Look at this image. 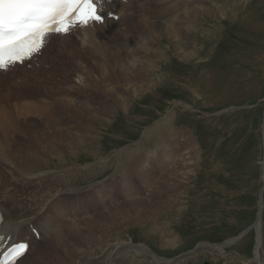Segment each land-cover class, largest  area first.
I'll use <instances>...</instances> for the list:
<instances>
[{"label":"rangeland","instance_id":"374dc122","mask_svg":"<svg viewBox=\"0 0 264 264\" xmlns=\"http://www.w3.org/2000/svg\"><path fill=\"white\" fill-rule=\"evenodd\" d=\"M128 1L124 17L91 37H50L43 67L37 57L0 81L22 167L45 172L30 182L19 171L5 205L34 213L38 203L44 214L31 224L65 236L78 224L79 252L60 251L63 264H134L107 256L125 240L170 260L201 244L176 264H258L248 229L264 187V0ZM169 29L183 32L158 34ZM146 33L158 37L150 44ZM261 230L264 261V205ZM234 237L226 255L211 248ZM36 241L26 260L54 251Z\"/></svg>","mask_w":264,"mask_h":264},{"label":"bare ground","instance_id":"6f19581e","mask_svg":"<svg viewBox=\"0 0 264 264\" xmlns=\"http://www.w3.org/2000/svg\"><path fill=\"white\" fill-rule=\"evenodd\" d=\"M107 7L109 9H106ZM100 8H101L102 15H104V17H105V21L104 22H112V23H114V21L109 18L110 17L109 13H113V11L118 10V12H116L118 14L119 12H123V9H125L126 7H125V5L123 3H121V0H105L100 5ZM126 11H127V9H126ZM97 28H99V27H97ZM83 30L86 33L85 38L86 37H91L92 34L90 32V30H91L90 27H86ZM159 31H158V34L160 36L163 37L167 33L168 35H166V36H168V38H169V36H172V37L175 36V35L179 36L181 34V32H183V30H182V31H174V33H173L172 29H169L168 31L162 30V32H160V33H159ZM187 31H189V30H187ZM144 33H145V31H144ZM59 36H62V35H59ZM51 37H52L51 38V43L54 44L55 40L53 38H56L57 36H55V35L52 36L51 35ZM157 37H158V35L154 36L151 33H146L144 35L143 39H146V38H147V40L149 39L150 40V44H151V41L152 40H156ZM155 50L154 49H151V50L150 49H146V51H148V52H146V53H148V57H147L148 60L147 61L152 60L150 55H151L152 52H155ZM35 61H36L35 62L36 65L35 66H42L43 67L45 65V62L41 61L39 57ZM151 66H153V65H151ZM14 68L15 67H11L8 71H0V81L4 80L6 77H9V75L11 73H13L12 71L15 70ZM11 76H12V74H11ZM18 94L19 93H17V95ZM6 108L9 109L11 107L9 105L0 106V210L2 211L3 217H4V223H3L2 227H1V231H2V233H4L6 235L7 239L10 240L9 241V245H12L14 243L21 242V241H28L30 243V247L28 248L27 253L24 254L20 259H18L15 264H21V262H22V264H57L58 262L63 264V263H65L66 259H68L70 256H72L71 254L73 252H74V254H75V252L76 253L79 252L78 247H76V246H78V244L74 243V245H73V243H72V240H74L76 238V236H79V233H76L79 230H77V227H75L78 224L73 221L71 226H69L70 229H69V232H68V234L66 236H65L64 233H62L60 226L57 227L56 225H52V226L48 225V226H51V227H48V226L46 227L44 225H38L36 227L38 230H33L32 229L33 225L31 223H33V220L37 219L36 215L37 214H40V215L44 214V211L41 210V207L39 205H37V208H38L37 212L34 211V213L33 212H22V213L14 212V213H12L10 211L12 206L10 207V210H9L7 208V206L5 205L6 201L14 200V193H11L10 192L11 189H9V188H11V186H13L14 182L15 183L19 182L20 179H22V178H20L18 176L20 172L24 173L23 174L24 179L29 180V178H30L31 179L30 182H33V180H36V182H37V181H39V178H41V177H43L45 175V172L44 173L43 172L42 173H33V172H35L34 168H32L28 172L27 170H25L22 167L21 163L24 162V161L29 162V158L24 156V155H22V153H19V150L16 147V144H14V142H17L16 132L18 130L16 128L15 122L12 121V119L14 117V113L11 111L12 109L11 110H7ZM167 130L170 131L169 129H167ZM171 132H173V131H171ZM158 134H159V132H158ZM176 134H178V133H176ZM159 138L161 139V136ZM157 139H158V137H157ZM166 139H167V137H166ZM158 141H159V139H158ZM159 143H161V142L159 141ZM132 161H133V158L129 159L128 161L127 160H122L120 162L122 163V165H123V163H126V162L129 165ZM124 165H126V164H124ZM85 167H83V168L85 169ZM80 170H82V168ZM169 171H171V170L169 169ZM169 171L167 173H169ZM182 179H184V178H182ZM68 193L70 194V193H72V191L68 192ZM37 195H39V194H37ZM75 196H76L75 194L71 195V197H75ZM55 197H56V195L53 198H55ZM260 198H261L260 199V207H259V210H258L259 218H258L257 223L252 225L251 229H254V230L258 231V237H257L258 241H257L256 249H255V259H254V261L256 263L258 262V264H264V261H262L261 258H260V248L262 246V238H261V236H262V232L261 231L262 230H261V228H262L263 205H264V203L262 202L263 194H262V197H260ZM35 201H36V199L32 200V202H34V203H35ZM28 202H29V200L26 199V203L29 205ZM36 204H38V203H36ZM70 204H71V208L77 209V207H76L77 206L76 205V198H75V201L71 200ZM18 205L22 206L23 204L19 203ZM112 207H115V206H112ZM29 211H32V210H29ZM140 211H142V210H140ZM29 224H31V225H29ZM78 227H80V226H78ZM38 232L40 233V236H41L40 240H45V239L49 240V242H50V244L52 246V249H49V251H53V250L54 251L52 252V254H50V253L46 254L48 252V250L45 253V251L40 250L41 249L40 248L38 250L37 255L35 257H33L32 259L26 260V258L29 256V254H30L31 250L33 249V247L35 246V244H37V241H36V239L34 237V234L37 236ZM162 234L163 233H161V235ZM167 234H168V236L172 235V234L170 235V233H167ZM167 238H169V237H167ZM68 239H70L71 241L68 242ZM238 240H239V238L234 237V238L229 239V241H227L226 243H223V245H211V248H213L214 250H217L219 253H222V254L226 255L225 247L227 245L229 246V244H233V243L237 242ZM113 245L115 246V252H111V250H113V249H111L110 251L108 250L109 254L108 255L106 254L108 256V258L111 257V256L112 257L121 258V256H123V254L126 253L127 254V258H129V260H131V263H134V264H141V262H143L142 260L149 261L150 264H163V263H170L171 264L172 262L173 263L176 262V259H173V260L165 259V258L155 254L154 251L149 249L146 245L134 244V242L130 241V240L119 241V242H117V243H115ZM200 245H199V247H200ZM118 250H120V251H118ZM60 251H61V253L63 255H66V256L70 255V256L68 258L67 257L66 258L62 257ZM64 251L66 253H63ZM78 259H81V258H78ZM24 260H26V261L24 262ZM76 260H77V258L74 257L69 263L76 264L75 263ZM99 261H100V259L98 261H96V262H99ZM96 262L88 261L87 263H84V264H95ZM79 263H82V260ZM123 263L126 264L125 262H123Z\"/></svg>","mask_w":264,"mask_h":264},{"label":"snow or ice","instance_id":"6c2138e0","mask_svg":"<svg viewBox=\"0 0 264 264\" xmlns=\"http://www.w3.org/2000/svg\"><path fill=\"white\" fill-rule=\"evenodd\" d=\"M98 5L99 0H0V71L39 55L51 35H67L91 22L103 23ZM28 248L26 242L15 244L3 264H13Z\"/></svg>","mask_w":264,"mask_h":264},{"label":"water","instance_id":"95a60500","mask_svg":"<svg viewBox=\"0 0 264 264\" xmlns=\"http://www.w3.org/2000/svg\"><path fill=\"white\" fill-rule=\"evenodd\" d=\"M261 191H262V192H261V194H260V197H262V194H263V191H264V187L262 188ZM262 202H263V200H262ZM250 229H251V227H250L248 230H250ZM248 230H247V231H248ZM247 231H246V232H247ZM198 247H199V245L193 250V252L198 251V250H196ZM178 258H179V257H178ZM176 260H177V259H176ZM205 264H210V263H209V261H206Z\"/></svg>","mask_w":264,"mask_h":264},{"label":"built area","instance_id":"2783aa9c","mask_svg":"<svg viewBox=\"0 0 264 264\" xmlns=\"http://www.w3.org/2000/svg\"><path fill=\"white\" fill-rule=\"evenodd\" d=\"M196 247H197V246H195V248H196ZM195 248H194V249H195ZM205 248H206V247H205ZM205 248H204V249H205ZM191 256H192V255H189L188 257H191ZM175 264H176V263H175Z\"/></svg>","mask_w":264,"mask_h":264},{"label":"clouds","instance_id":"9594fccd","mask_svg":"<svg viewBox=\"0 0 264 264\" xmlns=\"http://www.w3.org/2000/svg\"><path fill=\"white\" fill-rule=\"evenodd\" d=\"M133 67H135V64L133 63Z\"/></svg>","mask_w":264,"mask_h":264}]
</instances>
